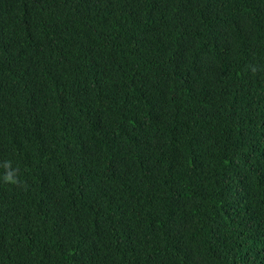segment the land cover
<instances>
[{"label": "trees", "instance_id": "trees-1", "mask_svg": "<svg viewBox=\"0 0 264 264\" xmlns=\"http://www.w3.org/2000/svg\"><path fill=\"white\" fill-rule=\"evenodd\" d=\"M0 264H264V0H0Z\"/></svg>", "mask_w": 264, "mask_h": 264}, {"label": "clouds", "instance_id": "clouds-1", "mask_svg": "<svg viewBox=\"0 0 264 264\" xmlns=\"http://www.w3.org/2000/svg\"><path fill=\"white\" fill-rule=\"evenodd\" d=\"M6 178H7V179H11V176L9 175V176H7Z\"/></svg>", "mask_w": 264, "mask_h": 264}]
</instances>
